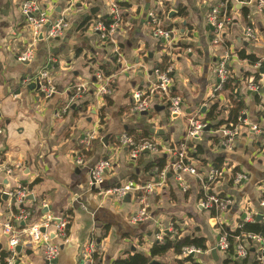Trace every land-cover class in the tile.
Wrapping results in <instances>:
<instances>
[{
  "label": "crops",
  "instance_id": "crops-1",
  "mask_svg": "<svg viewBox=\"0 0 264 264\" xmlns=\"http://www.w3.org/2000/svg\"><path fill=\"white\" fill-rule=\"evenodd\" d=\"M26 1H37L48 22L64 17L69 27L63 36L49 40L46 27L36 34L29 29L28 20L21 13V5ZM218 1L0 0V165L12 169L9 176L0 174V254L6 251L8 240L3 225L16 215L13 207L22 206L30 216L26 224L15 225L18 230L48 217L70 220L64 240L53 238V230H47L60 250L57 264H78L80 246L90 239L97 245L98 264H113L136 253L148 255L159 229L166 230L170 224L179 226L183 234L193 233L206 239L207 251L201 253L204 264H223L225 258L220 253L218 262L210 255L218 243L217 224L233 230L243 214L256 217L262 211L259 199L264 190V138L253 134L247 126L241 127L230 149L217 146L213 138L219 135L213 131L195 141L201 146L195 157L200 164L193 162L198 171L216 166L214 161L220 160L221 165L233 166L247 176L238 189L231 188L227 177L215 185V193L232 200L229 209L217 218H211L200 207L199 179L189 174L182 175L187 186L183 192L168 170L164 186L148 197L149 215L140 223L131 222L140 209L137 195L129 194L127 199L120 200L101 197L89 184V171L100 160L112 164L104 175L102 189L153 182L157 176L146 172L147 166L161 155L166 158L167 170L171 158L164 148L182 142L189 116L209 106L215 88L213 67L221 50L212 44L213 30L208 27L206 14ZM232 3V24L224 39L233 53L232 74L241 80L257 68L240 60L237 52L264 59V10L258 11L252 2L232 0ZM112 4L119 8L120 23L112 35L114 43L105 44L91 27L97 20L111 19L108 9ZM92 8L98 10L95 15L90 14ZM244 8L249 10L246 18ZM157 10L163 15L166 10L169 12L162 26L171 27V43L153 36L149 13ZM247 27L253 30L254 40L246 39ZM27 49L32 50L33 60L19 63L18 55ZM163 56L168 57L173 68V91L181 99L183 113L170 117L161 100H155L149 112L135 115L131 112L132 96L154 85L153 69ZM46 67L51 71L55 88L49 99L38 90L21 85L22 79L34 77ZM97 68H103L108 78L111 90L108 96L97 94L98 86L93 81ZM82 85L85 91L80 101L71 102L73 90ZM241 86L248 106L246 122L258 124L264 116H255L254 96L248 94L244 84ZM141 131L149 133L150 142L163 152L144 151L133 160L127 150L117 148L118 136ZM87 134L94 136L89 157L84 166H76L74 154ZM21 189L27 195L19 206L11 194ZM3 194H7L6 199ZM30 196L32 200L28 199ZM181 258L169 253L153 260L159 264H191L181 263ZM253 259L254 252L250 251L248 264ZM14 264H46L43 247L23 246Z\"/></svg>",
  "mask_w": 264,
  "mask_h": 264
},
{
  "label": "built area",
  "instance_id": "built-area-1",
  "mask_svg": "<svg viewBox=\"0 0 264 264\" xmlns=\"http://www.w3.org/2000/svg\"><path fill=\"white\" fill-rule=\"evenodd\" d=\"M230 0H225V2H219V4L212 5L207 14L206 22L213 30L212 44L214 46L220 47V55L215 65L213 67V75L216 79L215 88L212 91L210 98L211 103H218L220 107L227 106L229 101L224 97L222 91L225 82L233 77L230 63L233 53L224 47L225 44V34L227 28L232 24V18L227 14L226 2ZM235 1V0H234ZM250 2L255 3L256 9L258 11L264 10V0H251ZM21 13L28 20V28L31 29L35 34L38 33L46 24V35L49 40L59 38L63 36L64 32L68 29V24L64 17L60 16L53 22H48V16L46 12L40 7L37 1H26L21 5ZM108 13L113 21L112 25L106 27L101 20H97L95 24L91 27V30L97 34L102 43L113 44L112 39L113 32L120 23V13L117 5H110ZM162 14L160 11H151L149 13V18L152 24V33L154 38L162 40L163 42L171 43V31H166L163 29L162 20L159 19L158 14ZM245 37L247 40H254L255 36L253 30L250 27L245 29ZM33 60V52L31 49H27L18 55L17 61L19 63H29ZM261 64H257L256 70ZM153 75L155 78L154 85L151 86L146 92L136 91L133 94L134 105L131 112L135 115H142L147 113L155 100H161L162 104L166 107L167 112L170 117H177L182 115L181 99L179 96L173 93V68L171 66L166 67V69L161 70L157 67L153 69ZM94 80L97 84V94L99 96H108L111 94L109 87L108 78L105 76L102 69L97 68L94 72ZM38 84V92L46 99L51 98L55 94V88L53 86V81L51 78V71L48 67L39 71L34 77L24 78L21 80V85L26 87L31 84ZM244 84V89L250 93H256L261 95L260 91L262 88V81L259 83H254L249 81ZM242 86L240 85V88ZM242 92V89H240ZM85 86H79L73 90V95L71 96V102L80 101L82 95L84 94ZM261 111L263 108L260 106ZM207 125L202 122V113L194 114L189 116L187 120V130L184 140L177 145H168L164 148V151L171 158V163L169 164L167 170L164 169L157 176L156 180L145 185H139L134 183H128L125 185H119L111 187L108 189H102L104 175L111 169V163L107 160L98 161L89 171V184L91 187L97 189L98 195L101 197H113L117 200L122 199L127 194L137 195L138 204L140 209L138 213L131 218V222L140 223L148 218V197L154 192L161 189L164 186L168 170L174 176L175 180L179 184L183 192H186L187 186L183 180V174H189L195 176L199 179L200 191L203 197L200 198L199 205L202 209L206 211L215 210L218 212V216L226 212L231 206V198L225 197L218 193L213 192L215 185H217L225 177L228 178V182L232 189H238L246 181L247 176L228 164H223L221 167L208 166L203 172L198 171L193 162L199 163L193 154L196 153V143L195 141L203 136L204 129ZM247 126L253 134H258L264 138V118H261L258 124L246 122V112H244L243 117L238 118V125L232 129L221 127L216 131L219 135V141L217 146L224 147L225 149H230L235 137L239 135L241 127ZM2 134V129L0 127V135ZM93 134H87L83 140L80 141V147L74 154L73 161L76 166H84L86 163V158L83 156V150H88L93 140ZM188 144H192L189 147ZM117 148L125 149L128 151L129 158L136 159L144 151L157 152L162 148H158L155 144L149 141L142 142L137 145L134 141L127 136L125 133L117 137ZM163 152L162 150H160ZM200 164V163H199ZM12 169L0 165V174L9 176ZM27 191L21 189L11 196L13 197L17 205H22L26 197ZM264 194V190L263 193ZM261 194V196H262ZM260 196V198H261ZM22 207V206H21ZM259 207L261 211L262 220H264V199H259ZM29 213L24 210L20 211L18 214L12 216L11 222H6L3 225V233L7 237L6 251L9 253V257L4 259L5 264H14L17 254L14 248L16 246H26V247H43V257L46 264H51L54 260L58 259L60 250L59 247L52 243V238L48 235L47 230H53V238H58L64 240L66 238V226L67 219L64 218H47L41 223L32 224L24 229L18 230L16 224L22 222L26 224ZM255 215L248 216L244 221L250 222L253 220ZM14 222V224H13ZM179 226L170 224L166 230L162 228L159 229L158 233L155 235V242H162L166 234H176V229ZM45 230V233L41 232V229ZM219 231V230H218ZM243 239L242 243L237 244L235 247L234 259L243 260L249 256L250 251L254 252L253 261L256 264H264V239L259 236L248 235ZM248 238V239H247ZM229 244L227 241V236L219 235V242L216 247L224 258H229L232 256H227L226 252L228 250ZM211 251V250H210ZM193 254H201L200 251L193 248H185L182 252L181 257H185ZM97 255V245L93 239L84 242L80 246L79 251V263L78 264H96L95 256Z\"/></svg>",
  "mask_w": 264,
  "mask_h": 264
},
{
  "label": "trees",
  "instance_id": "trees-1",
  "mask_svg": "<svg viewBox=\"0 0 264 264\" xmlns=\"http://www.w3.org/2000/svg\"><path fill=\"white\" fill-rule=\"evenodd\" d=\"M237 1L240 3H248L251 0H237ZM219 2H225V0H219L215 4H219ZM226 6H227L226 7L227 14L229 12L230 15L231 10L234 8L232 0L227 1ZM168 13H169L168 10L165 11L164 15L159 13L158 14L159 19L163 20V18L166 15L168 16ZM179 13H180L179 15H183V16L185 15L183 12H179ZM242 13H243V17L246 18L249 14L248 8H244ZM100 20L105 24L106 27H109L113 23V21L109 17ZM163 29L166 31H170L171 27L167 26V27H163ZM224 47L227 49L228 48L227 44H224ZM236 55L240 60L247 61L251 66L261 64L262 62L261 60L257 59L254 55L246 54L244 51H239L236 53ZM155 65L157 66V68L164 70L166 69V67L170 66L171 64L169 62L168 57L163 56L162 60L159 63H156ZM106 75H108L107 72ZM250 80L256 84L262 81V76L257 72V70L245 74L241 80L233 76L232 78H229L225 82L222 91L224 97L229 101V104L227 106L220 107L218 103L209 102V106L202 114V122L205 123L207 126L210 125V131L216 132L221 127L232 129L236 125H238V118L243 117L244 112H246L248 109V106L245 101V93L241 92L240 85L243 82L248 83ZM173 93L175 94L174 91ZM263 99H264L263 95L254 96L255 107L259 108L261 106L263 108V111H259L256 108L255 116L257 118L264 116V104L262 103ZM81 106H85V104L81 103ZM224 114H226V117L224 116ZM103 121H104V116L101 111L100 113L101 124L103 123ZM125 134L129 136L137 145L145 141H149V142L151 141L149 133L145 131H141L139 133L126 132ZM213 141L216 144H218L219 138L214 137ZM188 145L189 147L192 146V144H188ZM195 146H196V153L193 154V157H196V155L199 154L201 150L200 145L196 144ZM82 154L87 159L90 154L89 149L85 151L83 150ZM220 162H221L220 160L214 161V164L216 165L215 167H221L222 165ZM166 166H167L166 158H164V156L161 155L148 164L146 172H153L154 175L158 176L160 172H162L165 169ZM202 197L203 195L202 192L200 191V198ZM263 199H264V194H262L260 200ZM22 210L28 213V211L22 207L20 209L13 207L14 214H18ZM209 213L211 218H217L219 215L218 212H216L214 209L210 210ZM69 227H70V220L67 219L66 235ZM174 228L177 231L176 234L175 235L166 234L162 242H154L152 244L151 249L149 250L148 255H145L143 253L128 255L126 257L114 261L113 264H150V262L153 259L165 257L169 253H173L176 256H182V252L185 248H193L195 250L200 251L201 253L207 251V244H206L207 241L204 237L196 236L193 233L183 234V232H181L179 228L177 227ZM216 228L219 230L220 236L221 235L227 236L229 247L226 252V255L233 257V259L231 257L224 259L223 264H248L249 256H247V258L243 260L234 259L236 245L242 243L243 239H246L245 237H247L248 235L259 236L262 239H264V220L257 222L255 217L250 222H246V221L239 222L237 228L233 230L226 227L224 224H220V223L217 224ZM7 257H9V253L7 251H2L0 254V264H5L4 259ZM182 258L183 259L181 260V263L189 262L191 264H200L195 262L194 258L191 257L190 255ZM95 259H96V264H98L97 255L95 256ZM252 264H256V263L253 261Z\"/></svg>",
  "mask_w": 264,
  "mask_h": 264
},
{
  "label": "water",
  "instance_id": "water-1",
  "mask_svg": "<svg viewBox=\"0 0 264 264\" xmlns=\"http://www.w3.org/2000/svg\"><path fill=\"white\" fill-rule=\"evenodd\" d=\"M240 6H241V5L238 4V7H239V8H240ZM56 11L59 13L60 10L57 9ZM97 11H98V10H97L96 8H92V9H90V14H91V15H95ZM172 14H173V13H170V16H171ZM48 26H49V23L45 25V27H48ZM208 27L212 30V27H211V26H208ZM257 72L263 77V83H262V88H261L260 94L264 96V59L262 60L261 65H260V67L258 68ZM93 81L95 82L94 79H93ZM28 87H29L30 90H34V89L38 90V84H37V83H35V84H31V85L28 86ZM248 94H252V96H256V95H257L256 93H250V92H248ZM205 110H206V108H202V109H201V113L203 114V113L205 112ZM145 114H146V113H144L143 115H145ZM209 131H210V125L206 126L205 129H204V132H205V133H207V132H209ZM159 134H160V133H159ZM92 188H93V187H92ZM93 189H95V188H93ZM2 197H3L4 199H6L7 194H3ZM128 197H129V194L125 195L123 198H124V199H127ZM28 199L32 200L33 198H32V196H30ZM245 218H246V214H243L242 217H241V221H244ZM255 219H256L257 222H259V221L262 220V217H261V215H256ZM22 225H23V224H22ZM41 232H42V233H45V230L42 228V229H41ZM217 242H219V237L217 238ZM14 250H15V253H16V254H20L21 251H22V247H21V246H16V247L14 248ZM218 251H219L218 248H214V249H212V250L210 251V255H211V257L213 258V260H214L215 262H218V261H219V258H218V256H217V255H218ZM25 252H26L27 255H28V254H31L30 251H25ZM190 256L193 257L194 255L191 254ZM51 264H57V260H54ZM150 264H159V263L156 262L155 260H152V261L150 262Z\"/></svg>",
  "mask_w": 264,
  "mask_h": 264
},
{
  "label": "rangeland",
  "instance_id": "rangeland-1",
  "mask_svg": "<svg viewBox=\"0 0 264 264\" xmlns=\"http://www.w3.org/2000/svg\"><path fill=\"white\" fill-rule=\"evenodd\" d=\"M148 112H149V111H148ZM213 192H214V191H213ZM220 255H221V257H224L221 253H220ZM167 259L170 260L169 263H172V259H171L170 257H168ZM182 259H183V258H181V260H182ZM194 260H195V262H197V263L204 264L202 254H196V255L194 256ZM221 261H222V260H221ZM173 263H174V262H173Z\"/></svg>",
  "mask_w": 264,
  "mask_h": 264
}]
</instances>
